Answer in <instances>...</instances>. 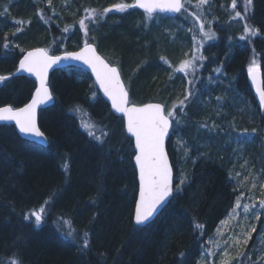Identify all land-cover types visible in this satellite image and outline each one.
<instances>
[{
	"label": "trees",
	"instance_id": "obj_1",
	"mask_svg": "<svg viewBox=\"0 0 264 264\" xmlns=\"http://www.w3.org/2000/svg\"><path fill=\"white\" fill-rule=\"evenodd\" d=\"M45 1L48 0H0V13L7 8V14L0 15V75L13 73L23 54L21 49L48 48L50 54L76 50L86 39L78 26V21L86 16L80 3L92 2L90 9H95L97 3L109 0H51L49 8L44 5ZM236 3L242 20L258 32L254 36L248 34L242 41L239 37L244 35V28L243 31L240 28L235 34L238 46L230 48L228 53L224 50L226 41L221 36L214 45V62H204V69L195 77L194 84L188 85L195 94L183 112L177 109L178 125L184 144L190 142L185 140L187 137L196 146H203L199 160L204 165L195 172L196 162L190 156L185 158L186 164L181 166L178 175L186 173L191 183L181 192H174L172 199L149 224L137 227L132 223L137 183L131 162L133 151L122 131V119L113 116L99 97L90 111L100 114L103 111L104 118L84 110V105H89L84 100V82L93 84L83 70L62 69L50 75L55 102L38 115V126L48 140L46 147L21 139L12 126L0 125V264H11L12 258H18L22 264H195L202 251L212 247L209 239H219L217 228H221V221L232 211L240 192L234 195L233 189H229L225 169L220 163L211 165L205 158L210 159L208 147L219 141L223 146L220 152H226L225 148L230 151L231 145L234 151L242 153V162L247 161V167L264 170V111L259 112L245 82V74L255 60L264 87V0H251L250 4L247 0H236ZM39 10H43L47 22L40 18ZM65 11L71 16L65 19L68 32L63 31L65 27L59 28L54 19L57 14L66 17ZM123 12L129 15L121 17V11L111 8L97 18V24L100 22L97 29H103L99 34L96 32L98 37L113 38L120 32L125 38L132 34L135 18L132 14L137 11L128 8ZM109 14L114 15V21L106 18ZM123 20L125 22H121ZM17 28L22 30L17 32ZM5 34L11 43L7 50L2 47ZM145 62L147 60H142L139 65ZM217 67L221 72L214 71ZM156 79H162L164 86L154 87L159 85ZM172 84L166 82L157 69L145 73L137 86L139 93L147 95L157 89H171ZM33 89L32 80L10 76L0 87V106L21 107L29 100ZM207 98L211 100L209 104ZM77 106L85 117L84 123L96 122L109 133L105 144L92 140L83 127H76L74 109ZM217 107L232 110L224 124L230 129L225 139L214 135L223 125L213 120L215 114L211 110ZM116 127L121 128L119 134ZM253 128L257 132L249 139L244 130L250 133ZM108 139L124 146L125 151L115 153L114 149L112 154L105 151ZM243 146L245 153L241 150ZM254 147L257 153L249 152ZM166 151L176 177L169 141ZM65 157L69 165L67 171L62 167ZM261 179L264 181V176ZM174 184L177 185L176 180ZM49 197L52 199L39 225L35 224L34 217L24 219ZM258 198H264V194ZM259 212L255 234L258 233V240H261L264 209L259 208ZM196 223L204 225L203 230L196 229ZM68 231H73L77 238L69 237ZM85 231L89 240L86 248L83 247ZM250 243L251 239L241 252L247 253ZM254 251L255 255L263 254L264 245L259 244ZM238 259L240 264L247 261L252 264L253 260L251 256L247 260L245 257Z\"/></svg>",
	"mask_w": 264,
	"mask_h": 264
},
{
	"label": "snow or ice",
	"instance_id": "obj_2",
	"mask_svg": "<svg viewBox=\"0 0 264 264\" xmlns=\"http://www.w3.org/2000/svg\"><path fill=\"white\" fill-rule=\"evenodd\" d=\"M51 6V0H48ZM211 3V0H196V7L203 10L205 5ZM250 4L251 0H247ZM192 4V0H135L133 4L118 3L112 5V8L118 11H125L128 8L139 7L144 10L145 21L144 26H148V22L152 21L158 13H175L185 16H191L197 22L196 26L188 29L193 33L192 41L193 48L190 58H186L180 61L179 66L173 69V72H182L185 76L194 74L198 67V62H203L206 58L201 53V48L204 43L216 38V33L211 29H205V23L199 13L188 11V6ZM235 0H233L232 8H235ZM110 8L103 9L99 15L102 17L104 13L109 12ZM86 16L78 21L80 29L83 30L86 39L84 40L83 47L79 51L68 52L64 51L63 55H52L48 48H33L31 50L21 49L23 52L22 58L19 60V66L16 72H26L36 77L38 84L35 86L34 94H32L29 102L25 103L22 107H14L12 105L0 106V121H14L15 126L19 129L21 134L25 136H32L43 141L47 144L48 140L45 133L41 131L38 126V113L37 110L48 102L53 100L52 93L49 89L48 73L54 65H59L64 61L74 60L82 62L84 65L91 69V72L95 74V81L98 83L99 88L103 90L104 95L111 101V107L116 113L122 114L126 117V131L132 137H134V164L138 169V198L135 201L134 209V222L136 225H143L153 217L154 213H157L165 204L169 198L173 196L174 192L179 193L182 191V185L185 184L187 177L180 176L179 184L173 187V169L169 162V156L166 151V138L169 137L170 128L173 124L180 123V117L177 115V109L183 112L184 106L189 102L192 96L195 94L192 88H187L183 99L178 103H174L170 108L165 107L161 103H144L137 105L132 103L129 97V89L121 79V72L118 67L111 65L101 55L98 54L96 47L88 43V24L86 21L96 22L98 11L96 9H85ZM7 8L5 7L4 13L0 15H6ZM38 14L42 20L47 22L43 14V10H39ZM236 17H240L241 13L236 12ZM20 23V22H18ZM211 23V22H209ZM199 29V37L196 34V29ZM21 28H17L16 31H21ZM64 32H68L69 28L65 26ZM257 29H253L251 26L245 24L244 35L239 37L240 40H246L248 34L256 35ZM15 35V32L13 33ZM2 47L7 50L11 47V43L8 40L7 34L2 43ZM16 47H19L16 45ZM185 56H188L185 53ZM161 60L168 64L165 57H161ZM202 66V63L200 64ZM65 67H71V65H65ZM169 67L171 65L169 64ZM257 70L258 65L253 60V63L248 68V73L253 81L257 82ZM215 72H221V68L214 69ZM15 73H9L7 75H0V83L6 81L10 76ZM189 85L194 84V80L188 81ZM256 90L259 96L260 105L264 107V87L257 83ZM95 99V94L93 95ZM74 111H81L77 106ZM82 127L85 129L87 135L94 141L103 144L105 138L109 133L103 130V127L96 122L83 123ZM207 127V125H205ZM212 127H215L213 124ZM99 131V135L97 132ZM247 133L249 139L252 138V133H256L257 129L253 128L249 133L247 129L244 130ZM247 161H245V165ZM62 167L65 171L68 170L67 157ZM264 171V170H262ZM257 175L249 172V176L244 177L247 181L251 178L250 191L257 187ZM239 177L240 173H236ZM241 186L243 184L241 183ZM262 194H264V182L259 184ZM244 193L241 192L237 197L232 211L229 213V220L240 216V209L243 210V218L247 220L249 216L254 217L256 220L260 218V212L257 210V198L250 197L251 203H242V197ZM51 197L44 201L38 209H33L29 214L24 216L25 220H30L34 217L35 224L39 225L45 216L46 205L51 201ZM259 208L264 209V198L258 200ZM228 221H221V225L227 224ZM240 228L239 233H235L227 240L223 239L225 232L222 228H217L216 235L219 239L210 238L208 243L212 245L210 248H206L204 252L208 257L217 255L216 249L223 248L220 253V264H231L232 259L237 257H245V260L249 259V255L245 252L238 251L236 257L231 254L232 249H239L241 245L247 246L249 240L252 238V233L256 231L255 226L250 228L245 227L243 224L238 225ZM196 229L203 230L204 225L196 223L194 225ZM67 235L76 239L73 235V231H68ZM264 245V241L261 242ZM89 246L88 232H84L83 247ZM181 253V257H183ZM259 264H264V256L258 257ZM11 264H22L18 258H12ZM198 264H205V255L202 253ZM208 264H212L211 261Z\"/></svg>",
	"mask_w": 264,
	"mask_h": 264
},
{
	"label": "rangeland",
	"instance_id": "obj_3",
	"mask_svg": "<svg viewBox=\"0 0 264 264\" xmlns=\"http://www.w3.org/2000/svg\"><path fill=\"white\" fill-rule=\"evenodd\" d=\"M124 2V3H129L132 4L133 0H109L106 3H102L100 0L99 2L101 3H97L99 4L98 7H95V9L98 11V16L97 18L99 19L101 16L99 15V13L105 9V8H112V3L113 2ZM80 3V2H79ZM92 2H86L85 4L80 3V9L81 10H85V9H90L93 6L91 5ZM52 4V2H51ZM104 4V6L102 5ZM232 4H233V0L231 1L230 7H228V12L230 13V22L231 25L228 28V32L226 31V35H223L224 37H221V39L225 40V41H229L234 39V41H236L235 38V34L240 32V28L243 31V28L245 27L246 22H244L242 20V15L240 17H236L235 13L237 12V6L238 4L235 1V8H232ZM44 5L49 8V3L48 1H45ZM113 9V8H112ZM137 11V10H136ZM188 11L189 12H197L201 15L202 20L205 23V29L207 30L208 28H212L213 24L216 20L220 19V16L218 14H220L221 12V8L218 10L217 8H214L212 1L210 4L205 5L204 9H198L196 7V0H192V4L188 6ZM214 11V12H213ZM71 12V11H70ZM138 12V13H137ZM136 14H132L134 15L135 18H133V32L132 34H130L129 36L127 35L125 38L123 37V34L118 32L116 35V37L114 38H109L106 37L104 38H100L98 37V35L96 34V32H98L97 27V20L95 23L91 22V21H86V23L88 24V36H87V40L88 43L93 44L96 49L97 52L106 59L107 62H109L111 65L116 66L119 68L120 72H121V79L124 81V83L126 84V86L129 89V97L130 100L132 101V103H135L137 105L140 104H144L147 102H157V103H161L164 104L166 109L170 108L174 103H178L179 100L183 99L184 93L186 91V89L188 88V81L189 80H193V76L194 74H190L188 76H185L184 73L182 72H176V74H179L181 77H183L185 79L186 85H183V82L178 81L176 84V91L174 92V94L167 98V99H160V101H153V100H157V99H152L151 100H147L149 98H142V97H138L135 95V93L139 94V90L138 89H133L134 86H137L136 83H138V81L141 80V78L144 76V74L148 72L149 67H146L149 62H153L156 64V62L159 60H161V57H165L166 60L169 63H172V65L169 67V64H164L165 66H163V72H173V69L175 67L179 66V63L181 60L186 59V58H190L191 56V48H193V41H192V36L193 33L188 31V29L193 28L194 26H196L197 22L195 21V19L191 16H188L187 19H185V16H179V20L177 18L173 19L174 24H172V28L171 26H168L166 28H164V25H166V19L165 17L162 16H157L155 15L154 19L150 22H148V26L145 27L144 26V21H145V15L142 14L141 12L137 11ZM74 14V12H72ZM66 17H64L61 14H57L55 15L54 19H56L55 23H57L58 27L60 26L61 28L65 27V19H69V17L71 18V16H68V12L65 11ZM123 16H128L129 14H127V12H121L120 13ZM124 14V15H123ZM79 20V18H78ZM121 22H125V20L121 21ZM211 22V23H209ZM97 24V25H96ZM96 25V26H95ZM79 26V24H78ZM59 27V28H60ZM161 27H163L161 30H159ZM231 28V30H230ZM82 30V29H80ZM83 31V30H82ZM214 31V30H213ZM135 32V34H134ZM196 34L199 37V29L197 27L196 29ZM120 38L123 39V41H120ZM188 38V39H187ZM238 38V37H237ZM125 39L127 40V42H125ZM186 39L188 41H186ZM220 41V38H218V35L216 33V38H214L213 40H209L206 41L203 45H215ZM186 44L185 50H184V45ZM80 47L83 46V43L79 44ZM78 47V48H80ZM201 48V53L204 56V52H202ZM41 48V47H39ZM77 48V49H78ZM109 49H111V51H109ZM184 51V52H183ZM64 51H61L56 53V54H52V55H57L59 53H63ZM70 52V51H68ZM185 53L188 54V56H185ZM180 54H184L181 58L178 57V55ZM142 60H147L146 65H144L142 67V69L138 70V73L136 74L137 76L133 79L132 77L130 78V80L127 78V74L129 70H131V68L137 67L139 66V64L141 63ZM18 63V62H17ZM202 62H198V67L196 70V74L199 70L200 64ZM257 65L258 63L255 62ZM176 64V66H175ZM16 69V67H15ZM159 69V68H157ZM61 70V69H60ZM161 70V69H159ZM15 71V70H14ZM13 71V72H14ZM195 79V78H194ZM93 89L95 90L94 86H92ZM96 91V90H95ZM135 91V93L133 92ZM97 92V91H96ZM96 97H98L97 93H96ZM141 99L145 100V101H141ZM211 102L210 98H207L206 103L209 104ZM188 105V104H187ZM121 119V118H120ZM117 119V122L121 123V120ZM120 126V125H119ZM116 130L119 134V131L121 130V128H117ZM123 131V128H122ZM116 135V134H115ZM169 149L171 151V156L173 157V164L176 167V177H174V180H176L177 184H179V179L178 177H180L181 172V166L184 164V160L187 156V151L185 150L186 144H184L181 136H180V127L177 124H173V127L171 128V132H170V136H169ZM132 149V148H131ZM128 150V149H126ZM257 183V187L254 190H249L250 187L248 188L247 192H243L244 193V197L242 198V203H251L252 200L250 199V197H255L257 198V210L259 211V205H258V196L262 193L261 190H259V185L258 182ZM251 186V185H249ZM175 187V184H174ZM241 194V192H240ZM239 194V196H240ZM240 216H237L231 220H229V215L223 219L222 221H228L227 224L225 225H221V228L224 230L225 235L223 237V239L227 240L229 238V236L235 234V233H239L240 228L238 225L243 224L245 227H252L255 226L256 231L253 232V237L251 238L252 243H250L249 249L247 254L249 256H251V258L253 260L252 264H256L259 263L258 261V257L260 256H264L263 254L260 255H255V251L254 248L256 246H258L259 244H261L262 241H264V236L262 237L261 240H258L257 234H255L258 231V228L256 226V219L252 216H249V218L247 220H245L243 218V210L240 209ZM255 234V235H254ZM223 251V248L221 247L220 249H216L217 255H215V257H208L204 251H202V253L205 255V264H208L209 261L212 262V264H220V253ZM238 251H243V245L240 246L239 249H232L231 250V254L233 257H236V254ZM201 253V255H202ZM201 256H199L197 258V261L195 264H198V262L200 261ZM239 257H237L236 259H232L231 260V264H240L239 262ZM245 264H249V261L245 262Z\"/></svg>",
	"mask_w": 264,
	"mask_h": 264
},
{
	"label": "bare ground",
	"instance_id": "obj_4",
	"mask_svg": "<svg viewBox=\"0 0 264 264\" xmlns=\"http://www.w3.org/2000/svg\"><path fill=\"white\" fill-rule=\"evenodd\" d=\"M211 1H212V4H214L213 6H215V8H217L218 10L221 8V12H220V14H218L220 16V19L216 20L213 24V27L211 28L212 30H214L215 33H217L218 38H220L221 36L227 34L226 31L228 32V28L231 25V22L229 19L231 15L228 12V7H230L232 0H211ZM131 9L135 10L134 7H132ZM179 16H180V14H176L174 17H170V16L165 17L167 23H166V25H164V28L174 24L173 19L177 20V18ZM106 18H108V20L110 22L115 20V17L112 14H109ZM178 20H179V18H178ZM102 23L103 24L105 23L104 20L102 21ZM65 25H67V23H65ZM162 28L163 27H161L159 30H161ZM171 28H172V26H171ZM102 30H103L102 28H99L98 34ZM99 39H100V37H99ZM187 39H186V41H188ZM235 45L238 46V44L235 43L234 39L229 40V41L227 40L226 43L224 44V50H226L225 52L228 53L230 51V48L235 47ZM185 47H186V44L184 45V50H185ZM239 48H242V47L240 46ZM191 50H192V48H191ZM109 51H111V49H109ZM202 52H204V57L206 59L202 62V66L199 67L197 74L194 73L193 80L195 77L199 76L200 73L203 71L204 62H206L207 64H211L214 62L215 57H216V49L214 48V45L211 46L208 44V45L204 46L202 49ZM183 55L184 54H180V55H178V57L181 58ZM146 63L147 62H145L142 65H139L137 67L131 68V70L128 71L129 74H127L128 75L127 78L129 80L131 77L134 79L137 76L136 74L138 73V70L142 69V67L144 65H146ZM164 64H165L164 61L158 60L156 62V64L153 62H149V64L146 67H149L148 71H153V72H155L157 70V68L161 69L160 71L164 75L165 81L166 82L169 81V82L174 83V85L172 84L173 86L171 87V89L161 90V91L157 89V90H154L147 95H145L143 93L137 94V93H135V91H133L136 96L142 97V98L145 97V98L161 99V100L167 99V98L171 97L174 94V92L176 91V89H177L176 84L178 81L181 80V82H183V85L184 86L186 85L185 79L183 77H181L179 74L172 73V72H170V73L169 72H166V73L163 72V66H165ZM168 64H170L171 66H174V65H172V63L168 62ZM175 66H176V64H175ZM246 74H247V72H246ZM246 74H245V76H246ZM162 79H160V80L156 79V82H158L157 84H159V85H156L154 87L164 86V82ZM79 80H81V79H79ZM245 82L247 83V79L245 80ZM84 84H85V92H84L85 99L84 100L89 105H84L83 108H84V110L86 108V110L90 111V109H93L92 104L95 103V101L97 99L96 91L93 89V87L91 86L89 81L86 80L84 82ZM136 84L138 85V83H136ZM246 85H248V83ZM133 89H138V86H134ZM94 94H95V99H93ZM98 97L100 99H102L99 94H98ZM193 106H195V105H193ZM198 106H202V105L198 104ZM66 111H68V110L66 109ZM74 112L76 115V127L79 129H83L82 124L85 122V117L82 116L83 113H80V111H78V112L74 111ZM100 112H101V110H100ZM211 112L215 114L213 120H215L216 122H218L220 124H223L222 126L220 125L214 131V135L219 136V137H223V139H225V137H227V135H229L228 133H229L230 129L228 128L227 125H224V124L226 123V121L228 119V115L232 112V110L230 108L223 110L222 107H217V110L213 108L211 110ZM89 113L93 116L97 115V117H99V118L100 117L104 118V116H105L103 111L101 112V114L99 113V111L96 113H91V111H90ZM182 135H183V133H180L181 138H183ZM184 138H185V136H184ZM185 140L190 141V142L187 141L189 143V146H188V143H186V147H185V150L187 151L186 157L190 156L193 158V162H196L195 172H199L201 165H204L199 160L201 158L203 146H201V145L196 146L195 142H193L191 138L186 137ZM106 142H107V140H106ZM218 142L219 141H217L216 144H212V145H210V147H208L209 150H208L207 154H208V157L210 156V159L207 157H205V158L208 159V161L210 162L211 165L220 163V165L224 167L225 173H226V182L228 183L229 189H233L234 195H236V194L238 195L239 192H247L248 188L250 187L249 185H251L252 181H251V178H249V180L245 181L244 177L249 176V172H252L253 174H258L257 180H256V182H258V184H260L261 182H264L261 179L264 176V172L262 171L261 168H256L255 166L247 167L242 162L243 161L242 160L243 159L242 153H238V151H234L233 147L231 145H229L230 151L225 148L226 152H220V149L222 150L223 146H222V144L219 145ZM104 144H105V142H104ZM114 149H115V153H118L119 150L121 152L125 151L124 146L121 145V147H120V144L116 143L112 139H108L107 145L105 146L104 150L108 151L109 153L112 154ZM241 150H242V152L244 151V153H245V147L244 146L241 148ZM249 152L257 153V149L255 147L250 148ZM243 156H244V154H243ZM172 162H173V157H172ZM184 163H185V160H184ZM236 173H240V176L237 177ZM182 175L187 177L185 184L181 186L183 188L184 186H187L188 184L191 183L190 182L191 178L186 173H183ZM241 183L243 184V186H241ZM259 190H261V189L259 188ZM132 218H133V211H132ZM132 223H133V220H132ZM133 225H135V224L133 223Z\"/></svg>",
	"mask_w": 264,
	"mask_h": 264
},
{
	"label": "water",
	"instance_id": "obj_5",
	"mask_svg": "<svg viewBox=\"0 0 264 264\" xmlns=\"http://www.w3.org/2000/svg\"><path fill=\"white\" fill-rule=\"evenodd\" d=\"M135 2V0H133V3ZM136 10L144 13V10L143 9H140L139 7H134ZM158 15H162V16H170V17H174L176 14L175 13H158ZM83 47V46H82ZM81 48V47H80ZM80 48L76 51H79ZM33 49V48H32ZM31 50V49H29ZM72 52H75V51H72ZM64 53V52H63ZM63 53H60L58 55H63ZM23 56V55H22ZM21 56V58H22ZM20 58V59H21ZM19 59V60H20ZM65 65H71V67L73 68H79V69H82L84 70L93 80L94 82V86L96 88V90L98 91L100 97L108 104L109 108H110V111L111 113L115 116V117H121L123 119V129H124V133L125 135L130 139L131 141V145H132V149H133V153H134V144H135V140H134V137H132L130 134L127 133L126 131V117H123L122 114H119V113H116L114 109H112L111 107V101L104 95L103 93V90L99 88V85L98 83H96L95 81V74L91 72V69L84 65L82 62H79V61H74V60H69V61H64L62 63H60L59 65H54L51 69H49V73H48V79H49V76L52 72L56 71V70H60V69H64V68H70V67H65ZM19 66V61L17 63V67L16 69L18 68ZM15 73L14 76H18V77H24V78H28V79H31L34 81L35 83V86L38 84V81L36 80V77L31 75V74H28L26 72H23V71H20V72H16V70L13 72ZM246 79H247V83H248V86L251 90V93H252V96H253V99L259 109V112L260 113H263L264 111V107H262L260 105V101H259V96H258V93H257V90H256V86H257V83L260 84L262 86V80H261V72L259 70H257V82L256 83H253L249 73L247 72L246 74ZM3 83V82H2ZM2 83H0V87L2 86ZM50 89V88H49ZM35 90V88H34ZM34 90L32 92V94H34ZM31 94V96H32ZM31 96H30V99H31ZM30 99L27 101L29 102ZM54 102V99L50 102H48L47 104L45 105H42L38 110H37V113L40 111V110H44V109H47L48 107H50ZM148 103H156V102H148ZM22 107V106H21ZM0 125H10L14 128L16 134L23 140H26L28 142H32V143H35L37 145H40L42 147H45L47 144L43 143V141L39 140L38 138H34L32 136H25L24 134H21L19 132V129L15 126V122L14 121H0ZM169 137L166 138V142L168 140ZM135 154V153H134ZM134 154H133V157H132V166L134 168V171H135V174H136V183H137V189H136V197H135V201L136 199L138 198V169H136L135 167V164H134ZM171 198V197H170ZM169 198V200H170ZM168 200V202H169ZM167 202V203H168ZM167 203L165 204V206L167 205ZM164 206V207H165ZM162 207L157 213H154L153 217L150 218V220L148 222H146L145 224L143 225H136L135 222H134V209H135V202H134V207H133V223L138 226V227H143L147 224H149L160 212L161 210L164 208Z\"/></svg>",
	"mask_w": 264,
	"mask_h": 264
}]
</instances>
